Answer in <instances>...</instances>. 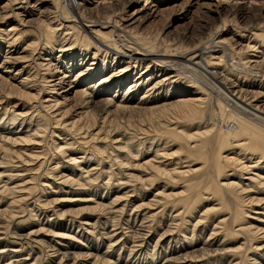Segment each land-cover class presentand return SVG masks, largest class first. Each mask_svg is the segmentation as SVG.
<instances>
[{
	"label": "bare ground",
	"instance_id": "bare-ground-1",
	"mask_svg": "<svg viewBox=\"0 0 264 264\" xmlns=\"http://www.w3.org/2000/svg\"><path fill=\"white\" fill-rule=\"evenodd\" d=\"M29 1L0 6L14 36L0 51V264H264V54L238 30L258 19L249 0ZM131 1L145 4L128 14ZM164 14L182 35H149ZM121 116L164 148L133 152Z\"/></svg>",
	"mask_w": 264,
	"mask_h": 264
},
{
	"label": "rangeland",
	"instance_id": "rangeland-1",
	"mask_svg": "<svg viewBox=\"0 0 264 264\" xmlns=\"http://www.w3.org/2000/svg\"><path fill=\"white\" fill-rule=\"evenodd\" d=\"M111 1H113L114 2V4L116 3L115 1H117V0H111ZM110 0L107 2H105L106 4H107V6L110 4V2H111ZM185 0H176V3H178L179 5H181L183 2H184ZM188 1H193V0H188ZM250 1V2H249ZM248 2H246V1H241V2H238L239 4V6H246V7H252L255 11H254V15L253 16H257L258 17V19L260 20H258L257 18H251V20H249L245 25L244 24H240L239 23V27H238V30H239V32H240V30H247V31H249L250 29H252L250 32L251 33H254V32H256L255 34H257L258 35V37H260V38H256V37H252L251 38V42H252V46H254V51L256 50V53H258V52H261V53H263L264 54V40L262 41V39H264V26H262V24L264 25V0H257V1H252V0H249ZM30 3H29V10L32 12V13H36V11L31 7L33 4H34V1H29ZM113 2H111V3H113ZM135 1H131V3H129L128 5H126V12L128 13V14H130L132 11H134L136 8H140L142 5H144L145 4V2L144 1H140V2H138V3H134ZM215 2L218 4L219 2H220V0H215ZM8 4L9 3V0H0V6H3V5H5V4ZM102 2L100 1L99 2V4H101ZM229 3V4H228ZM242 3V4H241ZM223 4H227V5H232V4H235V1L232 3V2H223ZM113 5V4H112ZM112 5H109V6H112ZM162 5V4H161ZM160 5V6H161ZM182 6V5H181ZM161 7H159V9H160ZM34 11V12H33ZM126 13V14H127ZM127 14V15H128ZM172 16H174V14L172 15ZM161 17V18H160ZM169 17H171V16H166V14H164V15H162V16H157L156 17V19H154V20H150L149 21V23H148V26H149V28L148 29H150L149 31H151V32H149L148 31V33H149V35L150 34H153V35H157V34H164V32L165 33H167V34H169V35H171V34H173V33H175V34H173L172 36H171V38H175V36H178V35H182L183 34V30L182 29H184V25L186 24V21L185 22H181V21H177L176 20V22L169 28V30L168 31H163V30H165V28L167 27V24L169 23V21H171V18H169ZM253 19V20H252ZM256 19H257V22H258V25H257V22H255L256 21ZM172 20H173V18H172ZM203 19L201 18V19H198V20H196L195 22L194 21H192L191 22V25L193 26V29H194V31H196V34H195V39H196V41H200L201 39H205L204 41H202V42H206L208 39H209V31L207 32L208 34H206V35H204V36H200V30H201V28H203V26L206 24V20H203ZM151 22V23H150ZM261 22V23H260ZM261 24V25H260ZM220 25V22H219V24H218V22L217 23H215V24H213V23H211V24H209L208 26V29H211V31H210V33H213L214 34V32L217 30V27ZM247 25V26H246ZM8 26V25H7ZM147 26V25H146ZM147 26V27H148ZM245 26V27H244ZM249 26V27H248ZM256 26V27H255ZM248 27V28H247ZM241 28H244V29H241ZM262 28V29H261ZM200 29V30H199ZM227 30H232V28H231V26H227V28H226ZM249 29V30H248ZM260 29V30H259ZM29 30V29H28ZM28 30H25V31H23V33L24 34H26V31H28ZM33 30H35V29H33ZM238 30H235L234 32H231L230 34H232V33H236V31H237V33L235 34V36H236V39H238L239 38V36H240V34H238ZM2 34L0 35L1 37H2V39L0 40V51L1 52H5V51H7L8 50V46H9V44H7V43H9L10 41H11V37L13 36V35H10L9 36V34H8V32H9V30L8 29H5V28H2L1 29V31H0ZM36 35H37V32L35 31V33H33V34H29V38L30 37H36ZM198 35V36H197ZM239 35V36H238ZM256 35V36H257ZM260 35H263V36H260ZM165 36V35H164ZM14 37V36H13ZM12 37V38H13ZM24 37H27V35H25ZM199 37H201L200 39H199ZM255 38V39H254ZM258 39V40H257ZM254 40V41H253ZM26 41V40H25ZM258 41V42H257ZM2 42V43H1ZM201 42V43H202ZM200 43V44H201ZM254 44V45H253ZM14 46V49L13 50H17V51H21V46L23 45V42H22V40L20 39L19 41H17V42H15V44H13ZM17 45V46H16ZM257 47V48H256ZM79 49V47H77L75 50H73L72 52H70V53H68V55H65V58H70L71 57V55L73 54V55H75V57H79L78 55H80V49ZM12 50V51H13ZM72 55V56H73ZM40 55H37L36 53L34 54V58L35 59H37V58H40L39 57ZM49 54H46V55H44L41 59H40V61H38L39 63H42L43 65H45L48 61H51L52 62V59H50L49 57ZM48 57V58H47ZM48 59H50V60H48ZM46 60H48V61H46ZM36 61V60H35ZM54 61V60H53ZM37 62V63H38ZM53 63V65L54 64H56L57 65V69H60V70H64V68H63V65L62 64H57V62H56V59H55V62H52ZM38 71H40V72H42V68L41 67H39L38 68ZM38 71H37V73H38ZM32 73H34V72H32ZM247 78H245V80L242 82V80H241V78H238L237 80H236V78H233V79H230L231 81H235V82H237V83H244L245 81H247L246 80ZM14 84H18V83H14ZM42 85V84H41ZM29 86H31V84L29 85ZM258 86H261V87H264V84L262 83V84H259ZM120 94H116L115 95V98L116 97H118ZM71 97H72V95H71ZM109 99H111V97H108ZM74 103V102H73ZM75 105V104H74ZM32 110V109H31ZM210 110H211V107H209V109H207L205 112H204V118L206 119V121H208L209 120V122H213V121H215V119H214V117L212 116H210L211 115V113H210ZM29 115H30V113H29ZM36 115V116H35ZM32 116H34V117H37L38 115H37V113H34ZM31 115L29 116V118H31L32 117ZM128 117V116H127ZM125 118V117H120L119 119H118V122L119 123H121V124H125L124 125V127H125V131H123V132H125V134L127 133V135L129 136V135H131V134H135V139H133L132 141V144H131V146H132V148L131 149H134L133 150V152L134 151H136L137 149H138V146H139V148H141V149H143V146H142V144H141V142H140V144H139V142L138 141H140V139L141 140H144L143 141V143L145 142V146H147L148 144H150V143H153V146H152V150H157L158 149V146L159 145H161L163 148H164V142H165V139H163V138H159V137H161L160 135H156L157 133L155 132V130H153L152 129V127L151 126H149L148 125V123H147V125L145 124L146 122H144L143 124H142V122H141V120H140V118L139 117H135V118H133L132 119V123L134 124V126L133 127H131V128H129V124H127V121H129L128 119H131V118ZM136 119V120H135ZM126 120V121H125ZM125 122V123H124ZM138 122H139V124H138ZM141 122V123H140ZM174 122V121H173ZM127 124V125H126ZM140 124H142V125H140ZM144 125V126H143ZM139 127V128H138ZM172 128L174 127V126H171ZM22 128H24V126L22 127ZM22 128L20 129V130H22ZM127 128V129H126ZM141 129V130H140ZM137 130V131H136ZM143 131H144V133L146 132L147 134H148V136H147V134L145 135L144 133H143ZM137 133V134H136ZM124 134V133H123ZM70 138V137H69ZM68 138V139H69ZM148 138H150V139H148ZM146 140H148V141H146ZM136 141V142H135ZM147 142V143H146ZM156 142V143H155ZM172 144V143H171ZM170 144V145H171ZM151 145V144H150ZM155 145V146H154ZM158 145V146H157ZM48 146V145H47ZM148 148V147H147ZM167 150H170L171 151V153L172 152H174L175 150H176V148L175 147H172V148H168ZM142 151H144V149L142 150ZM169 151V152H170ZM169 152H167V153H169Z\"/></svg>",
	"mask_w": 264,
	"mask_h": 264
}]
</instances>
